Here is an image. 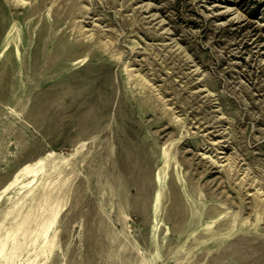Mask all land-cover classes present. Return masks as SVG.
<instances>
[{
    "label": "rangeland",
    "instance_id": "rangeland-1",
    "mask_svg": "<svg viewBox=\"0 0 264 264\" xmlns=\"http://www.w3.org/2000/svg\"><path fill=\"white\" fill-rule=\"evenodd\" d=\"M0 264H264V0H0Z\"/></svg>",
    "mask_w": 264,
    "mask_h": 264
},
{
    "label": "bare ground",
    "instance_id": "bare-ground-1",
    "mask_svg": "<svg viewBox=\"0 0 264 264\" xmlns=\"http://www.w3.org/2000/svg\"><path fill=\"white\" fill-rule=\"evenodd\" d=\"M35 169L33 168V167H28V168H26V171L25 172H29V173H31V172H33Z\"/></svg>",
    "mask_w": 264,
    "mask_h": 264
}]
</instances>
